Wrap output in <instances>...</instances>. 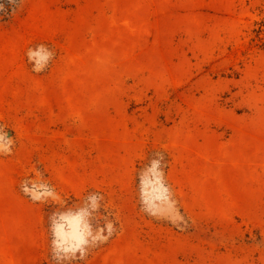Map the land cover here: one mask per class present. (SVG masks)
Segmentation results:
<instances>
[{
	"label": "rangeland",
	"instance_id": "rangeland-1",
	"mask_svg": "<svg viewBox=\"0 0 264 264\" xmlns=\"http://www.w3.org/2000/svg\"><path fill=\"white\" fill-rule=\"evenodd\" d=\"M8 2L0 264H264V0Z\"/></svg>",
	"mask_w": 264,
	"mask_h": 264
},
{
	"label": "clouds",
	"instance_id": "clouds-1",
	"mask_svg": "<svg viewBox=\"0 0 264 264\" xmlns=\"http://www.w3.org/2000/svg\"><path fill=\"white\" fill-rule=\"evenodd\" d=\"M38 49L43 50V46H38ZM45 54L39 59H36L37 53L34 52L32 49H29L26 53L28 59L30 62L33 63V71L40 72L43 70V68L46 66L47 61L51 59L52 53L48 52L47 50H44ZM11 150V138L7 135L6 132L0 131V153H7ZM179 219V217H177ZM83 241H78L76 244V247H79V244ZM65 251H68V248L64 249ZM74 251L75 248H72Z\"/></svg>",
	"mask_w": 264,
	"mask_h": 264
},
{
	"label": "trees",
	"instance_id": "trees-1",
	"mask_svg": "<svg viewBox=\"0 0 264 264\" xmlns=\"http://www.w3.org/2000/svg\"><path fill=\"white\" fill-rule=\"evenodd\" d=\"M9 0H0V8L4 10L5 12H8L10 9ZM264 26V21L260 23V27ZM259 27V28H260Z\"/></svg>",
	"mask_w": 264,
	"mask_h": 264
}]
</instances>
